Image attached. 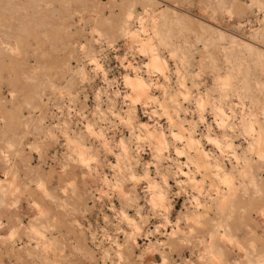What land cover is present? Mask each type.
Wrapping results in <instances>:
<instances>
[{
    "label": "rangeland",
    "instance_id": "1",
    "mask_svg": "<svg viewBox=\"0 0 264 264\" xmlns=\"http://www.w3.org/2000/svg\"><path fill=\"white\" fill-rule=\"evenodd\" d=\"M0 264H264V0H0Z\"/></svg>",
    "mask_w": 264,
    "mask_h": 264
}]
</instances>
